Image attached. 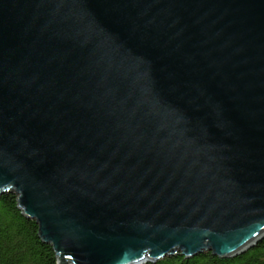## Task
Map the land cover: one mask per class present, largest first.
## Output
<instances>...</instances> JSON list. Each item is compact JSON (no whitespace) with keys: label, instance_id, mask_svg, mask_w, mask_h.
<instances>
[{"label":"water","instance_id":"95a60500","mask_svg":"<svg viewBox=\"0 0 264 264\" xmlns=\"http://www.w3.org/2000/svg\"><path fill=\"white\" fill-rule=\"evenodd\" d=\"M5 194L55 264L253 249L264 0H0Z\"/></svg>","mask_w":264,"mask_h":264},{"label":"trees","instance_id":"16d2710c","mask_svg":"<svg viewBox=\"0 0 264 264\" xmlns=\"http://www.w3.org/2000/svg\"><path fill=\"white\" fill-rule=\"evenodd\" d=\"M0 264H55L51 247L39 239L36 224L21 215L13 194L0 197ZM156 264H264V240L231 260L204 253L190 260L177 255Z\"/></svg>","mask_w":264,"mask_h":264}]
</instances>
